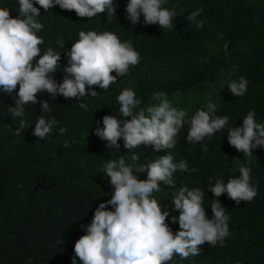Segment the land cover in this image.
<instances>
[{
  "label": "trees",
  "instance_id": "1",
  "mask_svg": "<svg viewBox=\"0 0 264 264\" xmlns=\"http://www.w3.org/2000/svg\"><path fill=\"white\" fill-rule=\"evenodd\" d=\"M128 3L113 0L116 14L110 19L107 13L82 18L59 5L47 12L40 8L37 21L44 26L37 33L44 39L41 54L49 46L61 53L58 70L52 74L58 84L66 75L67 52L80 31H108L121 42L131 41L140 53V62L126 76L117 77L107 91L93 86L95 97L89 93L80 99L59 94L53 98L46 91L37 93L38 102L26 105L23 117L14 118L7 111L9 106L15 107L19 86L11 94L0 91V264H73L76 241L87 234L96 208L114 190L103 165L120 156L131 164L134 154L137 165L165 154H171L175 163L185 160L188 164V172L174 173V187L161 183V191L153 193L162 210L169 212L166 223L174 235L180 230V213L172 200L181 187L205 192L203 206L212 219L210 206L217 198L209 186L217 177L225 182L238 178L240 173L234 170L240 165L251 167L258 192L251 203L236 205L227 193L219 197L230 218V235L224 245L218 242L210 247L206 242L200 246V255L183 260L174 256L168 264H264V148H254L251 157L244 156L230 146L227 135L229 128L242 126L250 110H255L257 123L264 124V0H167L164 7H175L178 13L172 30L145 25L143 14L133 25L126 18ZM0 7L9 8L12 18L19 17L17 0H0ZM197 9H203L197 19L206 21L200 29L187 20ZM60 37L64 48L56 45ZM241 77L248 80V89L237 97L228 85ZM125 88L136 92L144 109L158 103L153 92L163 91L174 107L186 111V123L172 149L156 152L153 146L141 144L129 152L121 139L117 151L106 147L107 142L95 134L97 121L102 128L105 115L119 118L117 96ZM40 101H48L51 113L46 115L59 121L44 139L33 135L42 114ZM209 102L217 105L216 115L230 119L224 130L204 141L205 152L203 144L187 142V121L197 110L207 111ZM21 119L25 126L17 133ZM60 127L67 128L62 135ZM134 174L147 179L146 171ZM107 210L114 209L108 206ZM75 264L82 262L76 258Z\"/></svg>",
  "mask_w": 264,
  "mask_h": 264
},
{
  "label": "clouds",
  "instance_id": "2",
  "mask_svg": "<svg viewBox=\"0 0 264 264\" xmlns=\"http://www.w3.org/2000/svg\"><path fill=\"white\" fill-rule=\"evenodd\" d=\"M17 2L18 18L11 17L9 8L0 7V91L11 94L19 86L15 107L7 109L14 118L23 117L25 106L36 104L37 93L40 92L46 91L53 98L59 94L65 98L80 99L89 93L95 97L97 92L93 86L107 91L110 85L117 82V77L126 76L130 67L140 62V53L133 48L131 41L121 42L116 34L108 31L99 34L96 31H80L79 39L67 52L68 66L63 69L66 75L58 84L52 74L58 70L61 53L49 46L41 54L44 39L37 33L44 26L37 21L40 8L47 12L59 5L63 10H74L82 18L107 13L110 19L116 14L113 0ZM166 3L167 0H129L126 18L136 25L143 14L145 25L158 24L161 28L172 30L173 18L178 13L175 7H164ZM202 11L197 9L187 16V20L198 29L206 23L197 19ZM56 45L64 48L62 37L57 38ZM228 88L232 94L241 97L247 92L248 80L241 77L238 82H231ZM151 95L158 103L144 109L141 107L142 99L132 88H125L119 93V118L105 115L102 118L103 127H99L97 121L95 128V134L107 142L106 147L119 151L121 139L129 152L141 144L153 146L156 152L172 149L176 145V137L186 123L187 113L174 107L165 92L155 91ZM40 104L42 114L33 135L44 139L59 125V121L46 115L51 113L48 101H40ZM216 108L217 105L209 102L207 111L197 110L187 121H190L187 142L190 145L203 144L205 152L208 149L204 141L224 130L230 119L227 115H216ZM19 124L17 133L24 129L25 121L21 119ZM66 131L65 127L59 128L61 135ZM227 135L230 146L244 156L251 157L254 148H264V124L257 123L255 110L247 113L242 126L229 128ZM131 160L133 163L127 164L120 156L118 160H110L103 165L114 190L111 198L96 208L87 226V234L76 241L73 264L76 258L82 264H168L174 256L182 260L198 256L201 245L207 242L210 247H216L219 242L223 246L230 235V218L219 197L227 193L228 198L239 205L241 201L251 203L258 195L257 186L252 183L251 167L240 165L234 170L239 171L238 178L232 177L225 182L222 177H217L214 185L209 186L208 190L217 198L212 200L213 218L209 219L203 206L205 192L201 188L190 189L185 185L172 200L174 209L180 213V230L174 235L166 223L169 212L162 210L153 193L161 191V183L174 187V173L178 170L188 172L187 162L181 160L175 163L171 154L161 155L146 165H137L138 156L135 154ZM145 171L147 179H140L134 174ZM108 206L114 210H107ZM172 221L177 222V217H172Z\"/></svg>",
  "mask_w": 264,
  "mask_h": 264
}]
</instances>
